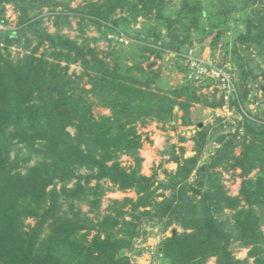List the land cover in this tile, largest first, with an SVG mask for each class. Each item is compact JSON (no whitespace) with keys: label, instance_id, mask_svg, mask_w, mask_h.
<instances>
[{"label":"trees","instance_id":"16d2710c","mask_svg":"<svg viewBox=\"0 0 264 264\" xmlns=\"http://www.w3.org/2000/svg\"><path fill=\"white\" fill-rule=\"evenodd\" d=\"M71 1L0 0V264H137L155 232L164 264H264V103L248 87L257 83L264 93V85L246 63L251 48L264 57V0H209V7L182 0L173 12L165 0H98L89 9ZM7 5L18 17L4 29L12 25ZM77 17L99 32L93 42H108L106 52L62 33ZM138 18L148 20L141 30ZM192 29L200 44L212 35L213 47L234 36L230 61L215 63L224 81L188 78L181 49L192 46ZM166 52L182 60L185 77L170 90L158 86L159 69L148 68L150 57ZM75 64L80 72L70 74ZM200 103L227 110L234 124H222L223 116L212 131L198 128L190 108ZM94 107L109 114L95 116ZM175 109L182 126L198 128L194 155L172 145L176 169L157 181L141 173L138 128L154 122L174 130ZM122 156L132 165L122 166ZM236 170L241 182L231 196L222 176ZM113 192L135 199L110 200L102 212ZM234 247L247 249L246 258Z\"/></svg>","mask_w":264,"mask_h":264},{"label":"rangeland","instance_id":"374dc122","mask_svg":"<svg viewBox=\"0 0 264 264\" xmlns=\"http://www.w3.org/2000/svg\"><path fill=\"white\" fill-rule=\"evenodd\" d=\"M98 0H72L71 1V7H86L89 9V3L90 2H96ZM168 3V9H171V12L178 10L182 6V0H165ZM201 1L202 7H209L210 4H208L209 0H190V3H195ZM213 4H217V1L214 0ZM6 18L9 19L10 23L12 24L10 27H4L5 28H11L14 26L13 23H15L16 18L18 17V13L13 11V6L12 5H7L6 7ZM49 20H46V24L48 26L49 32H53L54 29L51 28V23L48 22ZM44 22V21H43ZM148 20L145 18H138V25L136 28H139L138 30H141L143 27L144 23H147ZM86 24L83 28L84 34L82 37H80V24ZM230 26L233 25V22L231 21ZM70 26L71 28H64L62 30V33L67 34L71 39H77L79 43H81L84 39H88L89 45L92 47H95V49L107 51L108 48V42L105 41L103 38L99 39L97 43L93 42V38H101L99 32L94 28L93 25H89L88 22L86 21H81L79 17L77 18H71L70 19ZM3 28V27H0ZM236 29H239V27H236ZM162 34H166L165 30H162ZM109 35H107L108 38ZM190 37L193 38L192 41V46L187 47V44H183L185 46L182 47L181 49V54L182 57L187 58V55L190 51L192 52V56H194V59L197 58L199 64H204V63H209L210 65H214L215 63H225L226 59L228 58V61H230L231 55L225 56V52L230 51V46L229 43L232 42L234 39V36L232 33L227 32L226 35L221 38L219 44L215 47L212 45V40L213 36L209 35L205 37V41L203 44H200V39L197 33L192 29V32L189 34ZM165 41L170 40V38L164 36ZM229 46V48H228ZM227 47V48H226ZM45 49V47L40 49V52H42ZM183 51H186L187 53H184ZM251 55L247 60V66L250 67L251 71L253 72L254 75L258 76V81L261 82L264 85V81L262 80V71H264V57L260 55L254 48L250 49ZM180 54V55H181ZM243 55V53H242ZM227 57V58H226ZM185 58V59H186ZM111 59V58H110ZM107 57V60H110ZM190 60V58H188ZM246 59V58H245ZM151 63H154L151 67V69H159L160 75H159V82L158 86H160L162 89H174L178 85H181L185 81L184 75L178 71L177 69V64L180 63L182 60H177L173 54H170V52H166L162 55V58L155 59L154 57H150ZM185 66L188 67V70L191 71L188 74V78L192 80H199L198 77H196L193 74V70H191L192 67H194V64L186 62V60L183 61ZM149 63V64H151ZM148 64V68H149ZM226 66H230L229 63L225 64ZM144 67L146 64L143 65ZM234 71V77L238 81L239 77ZM70 74L72 72H76V74H79L80 68L78 64L71 65L70 69L68 71ZM221 74H224V71L221 69ZM220 73H216L215 77H219L221 75ZM86 80V79H85ZM203 81V80H201ZM205 81V80H204ZM197 83V82H196ZM197 85V84H196ZM195 86V84H194ZM257 83H249V89L250 92H252L255 96L256 99L262 101L264 103V93L261 91H257ZM224 87V86H223ZM85 88L88 89V86ZM213 89V86L209 89H203L200 92H203V94H207ZM204 96V95H203ZM175 114L177 116V120L173 123V128H169L168 126L164 125L162 126L161 124H157L154 122H151L147 124L145 127H140L138 128V132L142 133V148L139 151L140 157L143 159V162L141 164V173L145 176H152V174H155L156 180L157 181H164L166 180V175L164 171L166 170L167 172H173L176 169V165L169 162L170 155L169 153L171 152V146H175V151L179 152L178 148L179 146H182L185 150V157H191L194 155L193 153V148H194V143L191 141L192 137L194 136V133L198 130V128L207 126L210 128V131L214 130L213 128L219 125L216 122V117H223V116H229L228 113H226L225 109H216V110H211L209 108H205L203 104H194L190 108V120L194 125L196 126H191V127H185L181 125V115L182 113L175 109ZM93 114L95 116L99 114H104L108 115L109 111L99 108V107H94L93 109ZM235 118L233 117H227L225 121L222 123L225 126L227 125H233ZM228 127V126H227ZM229 128V127H228ZM228 128H222L221 133H227V131H231V129ZM220 130V129H219ZM73 132V131H71ZM182 139L184 141H182ZM215 148V144H208L205 146V153L203 155L202 162H209L210 157L213 154V150ZM235 153H239V149L235 150ZM120 162L122 166H130L132 165V161L128 159L126 156H122L120 158ZM240 173L239 170H236L231 173L223 174L222 180L224 182V185L226 189L228 190L229 195L231 196H236L238 193V189L240 186V178L237 177L238 174ZM168 194V193H166ZM125 197H130L135 199V195L133 192H126V193H121V192H113V193H107L105 196L102 198L101 201V211L107 207L109 204L110 200H121ZM83 211H87L88 207L85 205L81 206ZM226 214H230L229 211L226 212ZM27 223L33 224L31 220H27ZM173 228V226L171 227ZM170 228V229H171ZM169 229V230H170ZM178 231H181L180 228L177 227ZM262 230L264 232V226L262 227ZM156 232L154 233L153 236H150L145 243V246L148 247L149 249L143 253V255L136 260L137 264H164L163 259L159 257V255L156 254V245L159 241V236L155 235ZM170 235V231L167 232L166 236ZM235 256L239 259H244L247 256V249L241 248V247H234L233 248ZM207 264H215V259H210ZM249 264H252V260H249Z\"/></svg>","mask_w":264,"mask_h":264},{"label":"built area","instance_id":"2783aa9c","mask_svg":"<svg viewBox=\"0 0 264 264\" xmlns=\"http://www.w3.org/2000/svg\"><path fill=\"white\" fill-rule=\"evenodd\" d=\"M187 55H189V56H187V58L185 56V58H186L185 60H186V62L195 65L194 67H192V69H193V74L196 77L200 78V76H204V78H212L213 80L215 78L222 77L223 79L221 81H224L225 79H227L225 74H221V69H217V68H215L214 65H210L209 63L199 64L197 58L194 59V56H192L191 51ZM188 58H190V60ZM216 73H218V74L220 73L221 75L219 77H215ZM223 84H224L223 86L225 87V82H223ZM255 105H250L249 108L252 109ZM225 111H226V113L229 114V112L227 110H225Z\"/></svg>","mask_w":264,"mask_h":264},{"label":"water","instance_id":"95a60500","mask_svg":"<svg viewBox=\"0 0 264 264\" xmlns=\"http://www.w3.org/2000/svg\"><path fill=\"white\" fill-rule=\"evenodd\" d=\"M153 64H154V63L149 64V68H151ZM205 82H206V84H208V85H212V84H213V80H212V79H207Z\"/></svg>","mask_w":264,"mask_h":264},{"label":"clouds","instance_id":"9594fccd","mask_svg":"<svg viewBox=\"0 0 264 264\" xmlns=\"http://www.w3.org/2000/svg\"><path fill=\"white\" fill-rule=\"evenodd\" d=\"M207 79H212V78H205L204 80L206 81ZM212 80H213V79H212ZM205 81H204V82H205ZM213 83H214V80H213ZM254 107H255V106H254ZM254 107H253V108H254ZM253 108H252V109H253Z\"/></svg>","mask_w":264,"mask_h":264}]
</instances>
